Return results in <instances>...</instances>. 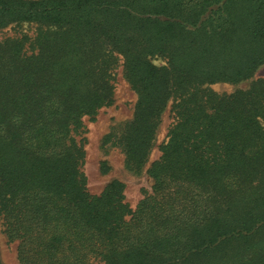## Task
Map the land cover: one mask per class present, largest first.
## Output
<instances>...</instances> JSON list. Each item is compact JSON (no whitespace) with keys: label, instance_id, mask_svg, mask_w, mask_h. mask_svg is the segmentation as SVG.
<instances>
[{"label":"trees","instance_id":"obj_1","mask_svg":"<svg viewBox=\"0 0 264 264\" xmlns=\"http://www.w3.org/2000/svg\"><path fill=\"white\" fill-rule=\"evenodd\" d=\"M0 217L18 264H264V0H0ZM158 61L160 65L154 62ZM136 96L105 136L140 172L87 191L83 119ZM106 172L104 164L102 173ZM1 264V261H0Z\"/></svg>","mask_w":264,"mask_h":264},{"label":"rangeland","instance_id":"obj_2","mask_svg":"<svg viewBox=\"0 0 264 264\" xmlns=\"http://www.w3.org/2000/svg\"><path fill=\"white\" fill-rule=\"evenodd\" d=\"M35 25H12L0 31V40L9 37H19L26 34L33 36ZM160 65L158 61L154 62ZM264 77V67L260 68L252 80L238 85L215 84L208 88L219 94L228 95L235 91L247 90L251 81ZM136 96L124 80L121 64L115 71L114 99L111 106L101 109L93 119L84 118L81 140L85 151V161L82 168L87 179V191L90 195H98L111 181L121 182L124 189L125 202L131 210L142 199L144 192H150L151 180L147 175L150 164L159 157V146L165 140L167 129L172 122L169 107L161 118L153 146L149 152L146 164L140 172L128 170L121 150L112 143L103 144V140L112 130H118L132 117ZM106 172L102 173V165ZM0 261L1 264H18L16 261L15 245L7 241L3 233L0 217Z\"/></svg>","mask_w":264,"mask_h":264}]
</instances>
